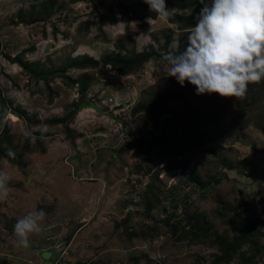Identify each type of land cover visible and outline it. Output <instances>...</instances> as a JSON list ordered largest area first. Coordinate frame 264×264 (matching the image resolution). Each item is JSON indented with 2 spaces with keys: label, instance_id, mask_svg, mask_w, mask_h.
Masks as SVG:
<instances>
[{
  "label": "rangeland",
  "instance_id": "374dc122",
  "mask_svg": "<svg viewBox=\"0 0 264 264\" xmlns=\"http://www.w3.org/2000/svg\"><path fill=\"white\" fill-rule=\"evenodd\" d=\"M178 1L166 0L170 16L188 14L172 7ZM119 3L148 7L143 0H0V116L5 108L0 130L9 137L0 147L8 156L14 153L0 158V171L10 175L8 196L0 200V262L36 264L38 257L46 261L38 264H48L68 244L66 259L74 263L209 264L220 255L214 234L230 239L251 224L258 232L251 237L264 247V133L258 127L264 121V94L254 105L237 99L233 109L240 126L190 150L191 140L181 134L193 124L183 119L193 115L196 121L207 104L223 100L215 93L196 95L195 86L186 81L181 87L167 76L163 56L184 51L191 29L156 13L154 19L145 16L146 27L140 28L122 18ZM132 53L149 58L126 75L103 62ZM4 54L26 68L57 71L44 79L30 77ZM84 54L97 60L95 68L67 65L69 58ZM81 74L91 76L82 94L74 82ZM85 100L94 109L74 111ZM66 116L63 126L58 119ZM157 132L163 139L149 152L147 144ZM178 140L182 151L175 148ZM191 172L199 187L190 185ZM147 206H153L149 214ZM41 207L48 208L43 211L49 218L59 214L54 216L58 238H46L55 227L43 221L25 248L14 225ZM185 207L206 215L211 238L176 240L159 225ZM8 208L23 214L12 217ZM231 219L234 226L227 223ZM42 246L51 248L39 253ZM240 252L252 255V264H264V250L243 245Z\"/></svg>",
  "mask_w": 264,
  "mask_h": 264
},
{
  "label": "clouds",
  "instance_id": "9594fccd",
  "mask_svg": "<svg viewBox=\"0 0 264 264\" xmlns=\"http://www.w3.org/2000/svg\"><path fill=\"white\" fill-rule=\"evenodd\" d=\"M143 2L157 17L170 16L166 0ZM201 4L196 23L187 32L185 50L163 56L167 76L174 77L181 87L186 81L195 86L196 95L215 93L223 98L243 99L249 84L264 81V0H201ZM9 156L14 153L9 151ZM9 180L10 175L0 171V200L8 196ZM45 218V211L33 210L17 221L13 231L21 246H29L30 234L41 232ZM66 253L62 261L76 264L66 259Z\"/></svg>",
  "mask_w": 264,
  "mask_h": 264
},
{
  "label": "trees",
  "instance_id": "16d2710c",
  "mask_svg": "<svg viewBox=\"0 0 264 264\" xmlns=\"http://www.w3.org/2000/svg\"><path fill=\"white\" fill-rule=\"evenodd\" d=\"M205 3H210V0H204ZM118 7H120L121 16L124 20H126L127 23L134 22L138 27L145 28L146 24H144V17H151L154 19L155 13L150 12L149 8L146 7L144 4H133V5H123L118 4ZM173 8L176 10H188V14L181 15L177 13H173L170 17H168V20L170 23L176 24L181 27V29H191V27L196 23L195 17L199 13L200 9L203 7L201 4V0H179L176 4L172 5ZM3 55V54H1ZM4 58L7 60H10L11 62L19 63L23 70L29 75L30 77L34 78H47L52 75L53 72L57 71H49L45 72L44 70L37 71L36 69H33L32 66L29 68H26V64L22 63L18 58L10 59L9 56L4 54ZM149 58V55L143 54V55H135L134 53L131 54L130 58L122 59L120 57H112V58H105L104 64L112 66L113 69H117L119 73L121 74H127L132 71H135L137 69L136 66H141V63L146 62ZM97 60L92 58L88 55H77L75 57H71L68 59L67 65L70 68L78 69V70H85L88 68H95L96 67ZM32 65V64H31ZM63 69V68H62ZM59 70V69H58ZM91 80V76L81 74L79 77L74 79V82L76 83L79 93H84V83ZM259 89H256V88ZM264 94V81H262L259 84H249L248 85V91L246 96L242 99L246 102L248 101L250 104L254 105L259 103L258 97ZM160 101L162 100L161 104H165L167 102V99L160 98ZM157 100V103L159 102ZM237 99L233 100L232 97L223 98L222 103L218 101V105L215 106L214 104H207L206 107V113H204L201 116H197L198 120L194 121L193 115H187L183 120L185 123L189 122L193 124V129L189 131H183L182 132V138H189L191 140V144L193 145V148L190 150H193L194 148L197 149L203 145H206L207 143L212 142L213 140H216L222 135L225 134L230 129L236 128L239 125V117L234 115V104L236 106ZM158 104L155 108V110H158L159 105ZM213 105V106H212ZM155 106V104L151 105ZM230 106V107H229ZM232 106V107H231ZM90 107L94 109V105L91 104L88 100H85L83 104L80 106L78 105L74 111H79L81 108ZM228 107L229 109H227ZM238 107V106H237ZM154 110L151 111V114H153ZM256 112V109H253L251 113ZM3 115L0 116V127L2 123V118L5 113V108L3 110ZM27 116V115H25ZM70 116H66L64 118L58 119L63 126L67 125L69 122ZM51 123V122H50ZM240 126V125H239ZM258 127L260 130L264 133V121L262 124H258ZM186 132H189L188 134H185ZM179 134L181 132H178ZM179 134H176L175 138H179ZM156 139H154L151 143L147 144V149L149 152L154 151L155 146L157 144V141H161L163 136H160L159 133H155ZM166 138V137H165ZM184 142V140L182 139ZM9 143V137L7 135V131L3 132V129L0 130V144L1 143ZM1 146V145H0ZM177 151H182L183 146L179 144V140L176 142L175 146ZM165 149V147H164ZM7 150H3L0 147V158L4 157L6 159H11L10 156L6 154ZM172 155V154H171ZM9 161V160H8ZM11 161V160H10ZM9 161V162H10ZM12 163V162H11ZM13 165L16 167V165L13 162ZM184 171V170H183ZM190 185L194 187H199L198 181L199 177L195 172L190 173ZM146 214H149V212L152 210L153 206H147L146 207ZM162 212H165V206H161ZM235 213H239V209L235 210ZM178 216H174V214L166 215L164 218L159 220V225H164L167 228V232L169 231L171 236L174 237L176 240H182L186 238H190L191 240H197V241H204L208 238H211L209 231L211 230V224L207 220V217L205 214L198 212V211H190L186 207L183 208L182 212L178 213ZM174 216L175 221L171 222L170 219ZM233 220L231 219L228 224H232ZM230 225V224H229ZM234 226V225H233ZM152 230V228H149ZM256 227L254 224L249 225L247 228V231H243L240 229H236L235 233L233 234L232 238L230 239H224L221 234H214L215 242L217 243L219 248L220 255L216 256L209 264H229L232 258L235 256H240V262L237 264H252L253 258L252 255H246L244 252H240L243 245H248L249 250H253L255 252L261 253L264 250V247H259L257 241H255L251 236L254 233H258L256 230ZM156 230V228H155ZM28 252V249H27ZM0 264H8L5 260H2Z\"/></svg>",
  "mask_w": 264,
  "mask_h": 264
},
{
  "label": "crops",
  "instance_id": "0c3cea01",
  "mask_svg": "<svg viewBox=\"0 0 264 264\" xmlns=\"http://www.w3.org/2000/svg\"><path fill=\"white\" fill-rule=\"evenodd\" d=\"M60 181V180H59ZM42 208V207H41ZM9 210H10V208H8ZM48 208H42V210H47ZM9 212H11L10 213V216H12V217H17V216H20V215H22L23 213H19L20 215H17V212L15 211V209H13V211L12 210H10ZM46 215H47V212H46ZM55 215H57V216H59V214H54V216ZM54 216H51V218H49V217H47L46 216V218H45V220H44V222L45 223H49V224H52V226H54L55 228H53V229H51V230H49V233L48 234H46V238H49V239H51V240H54V239H56V238H58V235H59V233H58V228H56V225H58L59 224V222H58V220H57V218L56 217H54ZM14 223H16L15 221H13ZM44 229V231H46L45 230V228H43ZM43 231V232H44ZM83 232V231H82ZM81 232V233H82ZM78 233H79V231L77 232V235H78ZM41 238V237H40ZM37 240V239H36ZM38 241H41V242H44L43 241V239L41 238V239H38ZM47 241H49L48 239H45V242H47ZM71 245V244H70ZM44 247V248H43ZM53 247V246H52ZM43 248V249H42ZM42 248L40 249V250H38V251H40L39 253H43V252H47V250L48 249H50L51 248V246H49V247H45V246H42ZM53 248H55V247H53ZM65 248H67V251L66 252H68V250L71 252V246H69L68 244H66L65 245ZM55 255H57V252H56V254ZM70 255V253L68 252V256ZM31 258L33 259L34 257H32L31 256ZM36 258V264H38L39 262H44V263H46V261H44L43 259L42 260H40L38 257H35ZM52 259H50V261H51ZM49 261V262H50Z\"/></svg>",
  "mask_w": 264,
  "mask_h": 264
},
{
  "label": "built area",
  "instance_id": "2783aa9c",
  "mask_svg": "<svg viewBox=\"0 0 264 264\" xmlns=\"http://www.w3.org/2000/svg\"><path fill=\"white\" fill-rule=\"evenodd\" d=\"M62 253L65 254L66 253V250H63ZM61 257L57 258L52 264H68V262L62 261V258Z\"/></svg>",
  "mask_w": 264,
  "mask_h": 264
},
{
  "label": "water",
  "instance_id": "95a60500",
  "mask_svg": "<svg viewBox=\"0 0 264 264\" xmlns=\"http://www.w3.org/2000/svg\"><path fill=\"white\" fill-rule=\"evenodd\" d=\"M76 264H81V263H76Z\"/></svg>",
  "mask_w": 264,
  "mask_h": 264
}]
</instances>
